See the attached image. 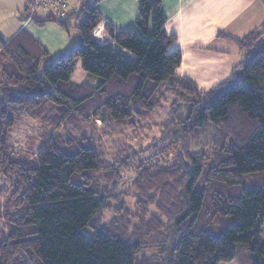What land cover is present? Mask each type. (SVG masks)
I'll list each match as a JSON object with an SVG mask.
<instances>
[{"label": "trees", "instance_id": "1", "mask_svg": "<svg viewBox=\"0 0 264 264\" xmlns=\"http://www.w3.org/2000/svg\"><path fill=\"white\" fill-rule=\"evenodd\" d=\"M100 1L60 15L30 12L26 0L19 19L55 22L72 39L55 57L24 30L0 34V264H220L236 258L237 243L251 264H264V34L237 40L242 62L201 91L176 74L181 54L170 50L162 0H137L136 29L105 23L112 43L93 35ZM78 61L88 78L80 83ZM27 120L44 133L21 156L10 137ZM96 120L146 147L110 161L81 131ZM125 172L135 211L119 190ZM256 174L259 185L242 186ZM213 223L223 227L217 236L205 230Z\"/></svg>", "mask_w": 264, "mask_h": 264}, {"label": "crops", "instance_id": "2", "mask_svg": "<svg viewBox=\"0 0 264 264\" xmlns=\"http://www.w3.org/2000/svg\"><path fill=\"white\" fill-rule=\"evenodd\" d=\"M65 1L68 8L79 2ZM25 5L26 0H0V34L10 39L24 30L51 56L66 52L73 41L57 23L38 26L19 19ZM137 7V0H101L97 8L103 20L93 34L102 43H112L105 23L120 31L136 29ZM161 9L166 16L164 31L175 36L170 50L181 54L176 74L192 79L201 91L225 81L242 62L237 40L254 30L264 34V0H162ZM84 79L86 74L75 68L72 80Z\"/></svg>", "mask_w": 264, "mask_h": 264}, {"label": "rangeland", "instance_id": "3", "mask_svg": "<svg viewBox=\"0 0 264 264\" xmlns=\"http://www.w3.org/2000/svg\"><path fill=\"white\" fill-rule=\"evenodd\" d=\"M72 1V0H71ZM74 2V1H73ZM29 9V8H28ZM76 68L80 69V62H77ZM83 71V70H82ZM85 73V72H84ZM85 81L87 79H84ZM168 107V106H167ZM164 106L161 111L158 112L154 116L153 119H151L149 125H150V131L145 129V134L147 135L146 138H149L148 140H151L152 136L157 135L158 131V123H160L163 119L164 114L166 115L168 108ZM162 119V120H161ZM96 124H87L83 125L81 127L82 133H86L87 135L91 136V138L94 141V144L101 150L102 154L107 157L110 161L117 160L118 155H124V153L128 152L130 148L134 147L136 149L139 148H145V141L141 143L138 141L140 140L139 137H133L130 135V132H123L119 129L115 128L114 126H108V125H102L99 124V120H96ZM44 133V128L42 125L38 122H30L25 121L22 122L19 127L11 132L12 139V146L14 148V151L21 153V156H29V154L36 148L38 143L40 142L42 135ZM72 134L71 136H74L75 133L73 131L69 132ZM63 135H66V132H62ZM140 136V135H139ZM143 136V135H142ZM147 140V141H148ZM131 146V147H130ZM153 152H150L147 158L150 157V159H147L149 162H154L156 156L152 155ZM144 160V161H145ZM134 172V171H133ZM132 172H125L123 173V181L121 182V185L119 187L120 191H123L125 194V202L129 209L132 211H135L134 207V199L131 196V194H134V191L131 187V184L134 180V177L131 176ZM256 175H244L242 178V186L243 187H252L256 186L255 184L259 185V178ZM262 175V174H260ZM256 182V183H254ZM1 188V194L0 200L5 203V199L7 197L6 192V183L2 182L0 185ZM152 213H155V211L152 209ZM111 218V213L104 211L102 213V221L107 222ZM222 226L220 224H210L205 228V230L213 235L217 236L220 231L222 230ZM260 239L261 243L264 245V222L261 227L260 232ZM235 251H236V258L233 259L230 262H222L220 264H251L250 261V255L249 252L244 244L237 243L234 245ZM240 262V263H239Z\"/></svg>", "mask_w": 264, "mask_h": 264}, {"label": "built area", "instance_id": "4", "mask_svg": "<svg viewBox=\"0 0 264 264\" xmlns=\"http://www.w3.org/2000/svg\"><path fill=\"white\" fill-rule=\"evenodd\" d=\"M30 12L45 13L51 8H58L60 15H63L68 9L65 0H28Z\"/></svg>", "mask_w": 264, "mask_h": 264}, {"label": "bare ground", "instance_id": "5", "mask_svg": "<svg viewBox=\"0 0 264 264\" xmlns=\"http://www.w3.org/2000/svg\"><path fill=\"white\" fill-rule=\"evenodd\" d=\"M94 35V34H93ZM95 36V35H94ZM96 37V36H95ZM97 38V37H96ZM99 40V38H97ZM100 41V40H99Z\"/></svg>", "mask_w": 264, "mask_h": 264}]
</instances>
